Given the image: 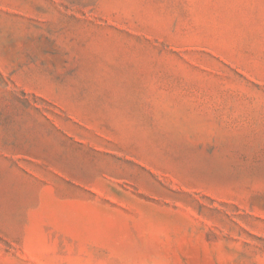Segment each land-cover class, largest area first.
Segmentation results:
<instances>
[{"label": "rangeland", "instance_id": "rangeland-1", "mask_svg": "<svg viewBox=\"0 0 264 264\" xmlns=\"http://www.w3.org/2000/svg\"><path fill=\"white\" fill-rule=\"evenodd\" d=\"M0 264H264V0H0Z\"/></svg>", "mask_w": 264, "mask_h": 264}]
</instances>
